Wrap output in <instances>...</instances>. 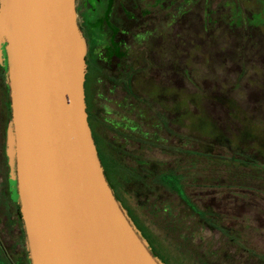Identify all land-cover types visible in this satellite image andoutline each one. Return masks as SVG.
I'll list each match as a JSON object with an SVG mask.
<instances>
[{"label": "flooded vegetation", "instance_id": "obj_1", "mask_svg": "<svg viewBox=\"0 0 264 264\" xmlns=\"http://www.w3.org/2000/svg\"><path fill=\"white\" fill-rule=\"evenodd\" d=\"M177 1L74 0L76 23L86 46L83 91L87 123L104 177L116 201L129 217L139 206L148 205L144 207L145 212L153 216L162 214L166 220L162 212L165 203L157 201V198L162 190L175 193L171 185L160 181L161 176L174 179L177 165H184L187 171H191L193 181L189 184L188 194L187 190H181L180 194L200 213L209 212L208 220L218 222L221 229L226 217L224 220L220 214H212L208 207L195 203V200L200 203V200L211 196L208 193L213 188L221 191V186L211 187L206 183L203 165L209 159L204 156L207 154L204 150L210 146V138L227 149L239 148L234 147L235 143H223L225 137L216 122L206 111L195 115L193 95L179 92L178 88V70L181 68L178 62V25L194 7L202 6L201 29L204 33L214 32L216 25L220 24L213 19L209 6L221 4V0H187L192 3L186 16L180 18ZM205 46L208 48L210 45L207 43ZM3 47L0 48V264H30L20 207L11 192L10 176L14 166L6 154L11 111ZM199 50L200 47L190 43L188 53L192 68H197L192 54L199 53ZM232 117L240 120L239 134L251 141L247 146L253 147L255 156L264 161L262 126L255 136L248 127H257V122L241 113ZM199 123L208 124L213 132L207 128L199 129ZM237 144L241 149L246 145L241 141ZM195 146L201 149L196 160L189 157ZM183 149L185 151L182 152ZM195 165L201 167L196 170ZM195 170L197 174L193 176L192 171ZM132 177L137 178V187L132 184ZM137 194L143 196L140 205L130 207L123 203L124 197L133 201ZM228 194L235 199L239 197ZM180 202L181 213L192 223L194 214ZM196 223L201 228L208 225ZM140 232L144 237L145 232Z\"/></svg>", "mask_w": 264, "mask_h": 264}, {"label": "water", "instance_id": "obj_2", "mask_svg": "<svg viewBox=\"0 0 264 264\" xmlns=\"http://www.w3.org/2000/svg\"><path fill=\"white\" fill-rule=\"evenodd\" d=\"M6 154L30 264H160L116 201L84 101L74 0H0Z\"/></svg>", "mask_w": 264, "mask_h": 264}, {"label": "rangeland", "instance_id": "obj_3", "mask_svg": "<svg viewBox=\"0 0 264 264\" xmlns=\"http://www.w3.org/2000/svg\"><path fill=\"white\" fill-rule=\"evenodd\" d=\"M191 3L177 1L179 18L186 16ZM200 7L204 8L194 7L178 25V62L181 66L178 88L179 92L193 95L191 108L195 115H201L203 110L216 122L225 137L223 143H235L234 147L239 148L227 149L225 145H218L219 141L209 139L210 146L204 150L207 152L204 156L209 159L203 165L204 176L208 180L206 183L211 187L221 186V191L213 188L208 193L211 196L200 203L195 200L196 205L208 207L212 214H220L227 220L219 229L218 222L208 220L209 212L200 213L181 195V190H187L188 194L189 184L193 181L191 171L184 165H177L174 179L161 176L160 181L171 185L175 193L162 190L158 195L157 201L165 203L162 212L166 220L162 214L153 216L145 212L144 207L148 205L133 210L131 217L123 210L133 226L136 222L138 228H134L160 264H264V161L255 156L253 147L247 146L251 141L239 134L240 120L232 117L241 113L257 122V127H248L255 136L261 126L264 129V0H221L219 5L211 4L210 14L220 25L210 33L201 29ZM190 43L200 47L199 53L192 54L197 68H192L189 60ZM199 125V129L207 128L213 132L208 124ZM238 139L246 144L243 149L237 144ZM200 150L195 146L189 157L197 158ZM200 167L195 165L194 169ZM196 170L192 171L193 176L197 174ZM132 179L136 186L137 178ZM228 193L239 197L235 199ZM141 199L143 196L138 195L133 198L135 203L125 197L122 201L133 207L140 205ZM179 200L194 214L192 223L181 213ZM195 221L208 225L201 228ZM141 230L145 232V238Z\"/></svg>", "mask_w": 264, "mask_h": 264}, {"label": "trees", "instance_id": "obj_4", "mask_svg": "<svg viewBox=\"0 0 264 264\" xmlns=\"http://www.w3.org/2000/svg\"><path fill=\"white\" fill-rule=\"evenodd\" d=\"M170 182H171V180H170ZM165 215V214H164Z\"/></svg>", "mask_w": 264, "mask_h": 264}]
</instances>
